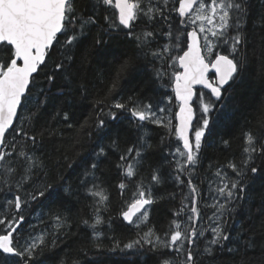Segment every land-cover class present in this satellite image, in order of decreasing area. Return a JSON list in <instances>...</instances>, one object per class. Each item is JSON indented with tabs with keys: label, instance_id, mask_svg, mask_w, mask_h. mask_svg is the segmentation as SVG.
Instances as JSON below:
<instances>
[{
	"label": "snow or ice",
	"instance_id": "snow-or-ice-1",
	"mask_svg": "<svg viewBox=\"0 0 264 264\" xmlns=\"http://www.w3.org/2000/svg\"><path fill=\"white\" fill-rule=\"evenodd\" d=\"M172 3L89 0L82 10L79 0H0V264H34L45 248L55 247L68 227L61 210L70 209L72 195L82 193L89 201L91 217L81 222L92 230L96 247L102 246L101 226L107 223L111 228V217L103 215L110 196L96 176L107 156L103 146L93 148L75 185L58 171L71 167V162L64 163L70 161L67 152H58L55 158L37 155L43 137L57 134L47 124L34 129V121L49 104L48 90L36 83L41 74L48 84L62 78L67 86L66 106L55 110L50 119L71 130L66 143L72 150L82 146L93 128H105L104 116L116 120L125 112L129 124L139 129L155 125L177 141L169 152L171 159H165L172 165L170 177L180 189L181 200L163 237L149 225V218L150 206L163 199L153 189L165 182L164 177L158 167L152 169L147 182L139 176L151 144L141 137L140 147H129L120 154L117 167L125 178L117 186L120 195H125L129 183L133 188L119 216L137 231L136 238L123 247L114 240L113 251L147 245L160 254L159 264H211L205 257L219 251L238 257L236 264H264V254L249 256L257 245L253 237L244 236L243 225L235 219L246 200L248 173L254 176L259 171L256 160H264V135L245 131L239 162L229 160L214 169L211 179L205 178L209 200L204 207L212 209L208 214L200 211L203 197L193 181L204 139L218 123L213 117L225 108V94L249 62L246 0H178V8H170ZM171 12L178 16L172 17ZM259 25L264 28V17ZM113 34H123L131 42L134 57L115 67L105 96L94 101V116L78 118L72 108L75 97L86 99L89 92L84 67L93 56L97 62L107 58L105 37ZM88 37L91 44L85 43ZM251 50L264 66V38ZM134 59L151 66L163 90L155 104L133 97L108 100ZM37 87L39 91L34 92ZM257 125L264 130V110L257 113ZM222 143L228 145L227 140ZM110 147L118 148V144L113 141ZM46 222L47 228L36 231Z\"/></svg>",
	"mask_w": 264,
	"mask_h": 264
},
{
	"label": "trees",
	"instance_id": "trees-1",
	"mask_svg": "<svg viewBox=\"0 0 264 264\" xmlns=\"http://www.w3.org/2000/svg\"><path fill=\"white\" fill-rule=\"evenodd\" d=\"M89 5V0H79L78 6L85 10ZM247 23L245 30L250 40L249 62L242 71L240 77L236 80L233 87L225 94L223 103L225 108L220 110L219 114L214 116V121L218 123L212 127L211 135L205 137L200 153V162L193 174V181L200 187L203 199L199 203L202 214H208L212 211L204 207V203L209 200L208 183L205 179L212 178V173L217 166H223L229 160H240L243 148V133L252 130L254 133L260 132L264 135V130L259 129L257 125V113L264 110V66L261 60L252 55V45L260 44L261 38H264V28L260 27L259 21L264 17V0H246ZM171 7H178V0H173ZM114 10H109L112 12ZM172 17H177L175 12L169 13ZM104 48L109 52L106 59L97 62L93 56L90 58V64L85 65L84 75L89 85V92L86 99L80 96L75 97L72 105L73 111L78 118H84L89 115L94 116V101L97 97H104L108 88L111 86V78L114 69L119 63L134 57L135 48L123 34H113L111 37H105ZM92 38L88 37L86 44H91ZM51 67V62H50ZM38 86H43L49 92V104L44 111V115L34 121V129H40L42 125H49L55 129L56 135H45L42 139L43 148L37 155L45 154L55 158L56 153L67 152L71 167H61L58 171L68 176L69 183L76 184L77 177L83 171L86 160L92 158L93 148L99 144L107 152L104 162L100 165L96 176L102 182L104 188L110 196L108 211L103 213L105 219L111 217V228L105 223L101 226L104 235L101 237V247H96L92 240V230L85 226L81 219H89L92 210L89 207V201L82 193L69 197L71 207L63 212L68 218V227L65 228L55 247H47L39 256L34 264H159V253L150 250L149 246L132 251L112 250L114 240L121 244L136 238V229L131 228L122 222L119 212L124 206V202L130 198L133 185L129 183L125 195H120L118 184L124 180L122 171L117 167L119 156L129 147H140L141 137H144L151 147L144 153V161L139 166V176L146 182L150 179L153 168H159L165 182L155 186L153 189L157 199L150 206L149 225L154 226L157 233L163 237L168 231V225L172 219L173 212L180 206V189L171 179L172 165L168 160L171 159L169 152L177 141L173 137H167L163 128L152 124H146L143 129H139L128 122V113L118 114L116 120L104 116L106 126L97 131L91 130V136L86 137L82 146H77L72 150L66 143L70 137L71 130L63 128L57 121L51 120V114L66 106L67 92L66 84L62 78L48 84L43 79L37 82ZM39 91V87L34 92ZM158 83L152 76V68L143 59H134L132 66L125 72L119 80L118 87L108 97L109 101L123 100L127 101L129 97L145 103L151 101L156 103L158 93L162 92ZM175 103V102H174ZM104 111L108 108L104 105ZM171 107V106H170ZM113 111H115L113 109ZM176 108L173 107V112ZM175 123V121H173ZM62 134V135H61ZM164 140L162 143L161 140ZM227 140L225 146L222 141ZM113 141H116L118 148L110 147ZM98 150V149H97ZM255 166L259 171L253 176L248 173V187L246 189V200L242 206L237 209L235 219L237 223L243 225L245 237H253L257 245L249 256L261 257L264 254V160H256ZM227 170V169H226ZM230 171V170H228ZM136 179V178H134ZM185 183L187 178L184 177ZM201 181H204L201 183ZM203 187V188H202ZM184 192L187 188L183 189ZM170 193H177L176 198L169 197ZM49 225L40 224L36 231L47 228ZM146 230V227L145 229ZM202 247V245H201ZM238 257H233L227 252L217 251L213 257H205V261L211 264H236Z\"/></svg>",
	"mask_w": 264,
	"mask_h": 264
},
{
	"label": "bare ground",
	"instance_id": "bare-ground-1",
	"mask_svg": "<svg viewBox=\"0 0 264 264\" xmlns=\"http://www.w3.org/2000/svg\"><path fill=\"white\" fill-rule=\"evenodd\" d=\"M200 188V187H199ZM203 188V187H202Z\"/></svg>",
	"mask_w": 264,
	"mask_h": 264
},
{
	"label": "water",
	"instance_id": "water-1",
	"mask_svg": "<svg viewBox=\"0 0 264 264\" xmlns=\"http://www.w3.org/2000/svg\"><path fill=\"white\" fill-rule=\"evenodd\" d=\"M178 8V7H177Z\"/></svg>",
	"mask_w": 264,
	"mask_h": 264
}]
</instances>
